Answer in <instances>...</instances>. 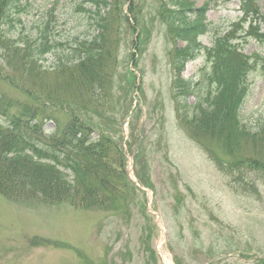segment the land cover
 Segmentation results:
<instances>
[{"label":"rangeland","instance_id":"obj_1","mask_svg":"<svg viewBox=\"0 0 264 264\" xmlns=\"http://www.w3.org/2000/svg\"><path fill=\"white\" fill-rule=\"evenodd\" d=\"M190 1L201 6L206 0ZM22 2L26 10L15 38L21 27H43L49 16L48 35L58 37L59 23L75 14V4L68 1L56 3L50 13L46 10L52 0ZM147 2L152 5L153 0ZM256 2L264 14V0ZM238 8V3L227 2L207 12L208 30L199 38L203 46L211 47L238 19ZM144 10L148 33L142 52L130 48L132 34L127 31L113 65L125 100L120 106L127 113L123 119L111 114L112 134L122 139L125 154L123 204L113 210H86L67 202L0 195V264H175V258L180 264H264V69L253 56L264 57V44L249 37L235 39L253 62L245 95L227 109L233 114L230 121L239 120L236 137L200 136L176 112L167 56L171 44L164 25L156 19L151 23L153 11ZM88 17L92 21L93 14ZM66 28L72 34L87 26L69 22ZM40 60L44 69L53 57ZM211 71L203 52L185 64L181 76L195 90L187 104L217 91ZM16 75L20 83L27 77ZM50 77L46 75L48 81ZM205 122L200 127L209 131L211 124ZM248 133L256 136L255 142L245 140Z\"/></svg>","mask_w":264,"mask_h":264},{"label":"trees","instance_id":"obj_2","mask_svg":"<svg viewBox=\"0 0 264 264\" xmlns=\"http://www.w3.org/2000/svg\"><path fill=\"white\" fill-rule=\"evenodd\" d=\"M61 1L75 4V14L59 23L58 37L48 35L49 16L43 27L29 31L21 27L15 38L12 34L23 24L26 4L0 0L1 196L67 202L75 209L120 208L122 187L127 182L125 154L122 139L112 134L115 123L111 114L118 113L123 119L127 113L120 106V100H125L119 80L114 79L113 65L118 45L126 44L127 31L132 34L130 48L135 46L138 55L142 52L148 33L144 9L153 11L151 23L156 19L164 25V35L171 44L167 56L181 123L193 127L200 136L219 137L221 133L236 137L239 120L236 116L231 122L233 114L227 109L245 95L253 62L235 39L249 37L264 44V14L256 0H206L201 6L190 0H153L152 5L147 0H52L46 11L56 10ZM227 2L238 3L240 16L211 47L203 46L199 38L208 30L207 11ZM91 14L93 22L88 17ZM69 22L85 23L87 29L71 34L66 28ZM177 41L183 44L177 46ZM202 52L212 63L209 77L218 89L209 98L189 105L186 99L195 95L194 83L181 72ZM47 54L53 61L42 69L40 58L45 60ZM253 56L261 60L264 69V57ZM19 73L27 75V80L20 83ZM46 75L53 80L48 81ZM207 120L212 127L209 131L200 127ZM255 137L248 133L245 140L255 142ZM175 263L180 264L178 258Z\"/></svg>","mask_w":264,"mask_h":264}]
</instances>
